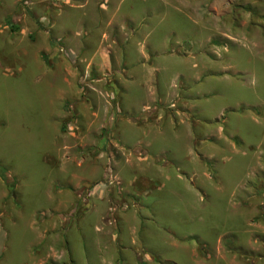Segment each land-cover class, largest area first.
<instances>
[{
    "label": "rangeland",
    "instance_id": "374dc122",
    "mask_svg": "<svg viewBox=\"0 0 264 264\" xmlns=\"http://www.w3.org/2000/svg\"><path fill=\"white\" fill-rule=\"evenodd\" d=\"M104 2L0 0V264H264V0Z\"/></svg>",
    "mask_w": 264,
    "mask_h": 264
},
{
    "label": "crops",
    "instance_id": "0c3cea01",
    "mask_svg": "<svg viewBox=\"0 0 264 264\" xmlns=\"http://www.w3.org/2000/svg\"><path fill=\"white\" fill-rule=\"evenodd\" d=\"M113 0H105V2L102 4V8L103 9H105V11H108V8H110V6L112 7V4H113V2H112ZM112 19H110V21H108L107 22V25L105 26V29L103 30V32H104V36L106 37V36H108V31L106 30L110 25L111 26H113V25H115V22H112L111 21ZM108 52H107V47H105L104 48V51L102 52V53H99V54H94L93 56L95 57V59L96 60H100V59H103V60H105L107 57H108ZM103 64H105V63H103ZM142 147H147V145H141ZM145 147V148H146ZM81 180H87V178H81ZM82 182V181H81ZM86 181H83L82 183H81V185L82 184H84ZM89 183H86L84 186H86V185H88ZM76 186H80L79 185V183L76 185ZM84 186L83 187H81L80 189L78 188V191H77V189H76V191L78 192L77 193V197L82 193V190H84ZM73 188H75V186H73ZM72 192L73 193H75V190L74 189H72ZM99 196L101 197V198H105L106 197V190H105V188H103V189H101L100 191H99ZM79 198V197H78ZM87 199H85V198H83V202H85ZM110 201H113V194L110 196ZM90 203V200H88V204ZM85 204V203H84Z\"/></svg>",
    "mask_w": 264,
    "mask_h": 264
},
{
    "label": "trees",
    "instance_id": "16d2710c",
    "mask_svg": "<svg viewBox=\"0 0 264 264\" xmlns=\"http://www.w3.org/2000/svg\"><path fill=\"white\" fill-rule=\"evenodd\" d=\"M14 30V29H13ZM0 175H1V177H3V178H6L7 176H6V171L3 169V168H1L0 167Z\"/></svg>",
    "mask_w": 264,
    "mask_h": 264
},
{
    "label": "bare ground",
    "instance_id": "6f19581e",
    "mask_svg": "<svg viewBox=\"0 0 264 264\" xmlns=\"http://www.w3.org/2000/svg\"><path fill=\"white\" fill-rule=\"evenodd\" d=\"M3 96V95H2ZM5 102V101H4ZM5 104V103H4ZM4 112V111H3ZM8 113V112H7ZM23 113V112H22ZM2 119V118H1ZM9 120V119H8ZM9 122V121H8ZM15 128V127H14ZM31 136V135H30Z\"/></svg>",
    "mask_w": 264,
    "mask_h": 264
}]
</instances>
